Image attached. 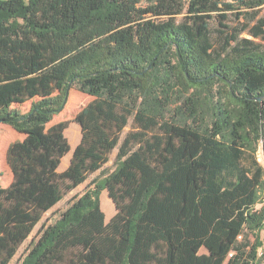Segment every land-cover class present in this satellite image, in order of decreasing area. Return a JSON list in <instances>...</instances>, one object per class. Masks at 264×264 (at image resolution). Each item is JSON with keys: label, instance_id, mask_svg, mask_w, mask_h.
Masks as SVG:
<instances>
[{"label": "trees", "instance_id": "trees-1", "mask_svg": "<svg viewBox=\"0 0 264 264\" xmlns=\"http://www.w3.org/2000/svg\"><path fill=\"white\" fill-rule=\"evenodd\" d=\"M153 1L123 45L125 0H0V124L23 135L6 150L10 183L0 180V264L115 148L113 168L18 264L264 261V44L238 37L264 41V0ZM230 15L244 22L232 27ZM72 88L93 99L74 118L80 140L60 172L71 148L67 123L52 120Z\"/></svg>", "mask_w": 264, "mask_h": 264}, {"label": "rangeland", "instance_id": "rangeland-1", "mask_svg": "<svg viewBox=\"0 0 264 264\" xmlns=\"http://www.w3.org/2000/svg\"><path fill=\"white\" fill-rule=\"evenodd\" d=\"M206 3V0H195V4L197 6H203ZM153 0H125L124 2V11L125 16L119 20L115 26V33L120 31L121 29H125V35L122 39V44L126 45L130 41L133 40V25L142 18H150L153 16ZM264 18V7L260 10L258 14V18ZM181 19V15L177 17ZM244 19L236 20L233 18L232 15L229 16L227 24L232 27H240ZM256 21L253 20L250 22V26L253 25ZM211 35L213 37V42L215 47H218L221 42V37L219 34V29L222 27L218 23V19L213 18L210 20L209 23ZM229 32V31H228ZM239 38L247 37L253 39L256 43L264 44V41L258 37L253 38L247 30H244L238 34ZM93 99L92 96L83 93L76 88L70 89L68 93V98L63 110L54 116L52 123L58 122H66L67 127L65 129V136L70 144L73 147L75 144L78 143L80 138V127L74 121L76 114L91 100ZM133 129L132 118H129L128 124L124 127L121 133V139L124 135ZM10 126L6 124H0V173H1V184L3 187H6L11 181V173L6 164L5 160V148L7 147L8 143L15 139V133L13 131L10 133ZM118 149L115 148L109 153L108 161L103 165L100 171H96L91 173L88 179L80 184L78 187L68 191L64 194L63 199L58 202L52 209L45 212L42 216V219L37 223L34 227L28 238L20 245L17 250L15 256L10 260L8 264H18L22 256L26 253L27 249L29 248L30 243L35 240L38 236L40 231L43 227L49 224L52 220L57 218L59 214L67 207L68 202L71 197L77 194H81L86 185L96 176L101 175L103 172L110 171L114 166V161L116 158ZM256 156L258 161L264 165L263 155L261 146H259ZM101 207L103 211H108V209H112L111 199L105 193V191L101 195ZM204 248L201 249V252H205ZM264 264V261L261 263Z\"/></svg>", "mask_w": 264, "mask_h": 264}, {"label": "crops", "instance_id": "crops-1", "mask_svg": "<svg viewBox=\"0 0 264 264\" xmlns=\"http://www.w3.org/2000/svg\"><path fill=\"white\" fill-rule=\"evenodd\" d=\"M80 127V126H79ZM10 131L12 132L13 131V133H15V139L14 140H16V139H22L23 138V135L22 134H20V133H18V132H16L15 130H13L11 127H10ZM10 132V133H11ZM81 135V134H80ZM14 140H12V141H14ZM79 140H80V138H79ZM12 141H10L9 143H8V145L12 142ZM79 142V141H78ZM8 145H7V147H8ZM77 144H75L73 147H71L70 146V151L62 158V160H61V163H60V165H59V167H58V171H63V170H65L67 167H68V165H69V162H70V158H71V155H72V151H73V149H74V147L76 146ZM7 147L5 148V150H7ZM5 154H6V151H5ZM11 173V172H10ZM11 177H12V175H11ZM12 179V178H11ZM105 191V193L107 194V191L106 190H104ZM104 191H102L101 192V195H102V193L104 192ZM101 195H100V199H101ZM111 203H112V209L110 208V209H108V211H103L104 212V214H105V221H108L114 214H115V206H114V204H113V202L111 201Z\"/></svg>", "mask_w": 264, "mask_h": 264}]
</instances>
